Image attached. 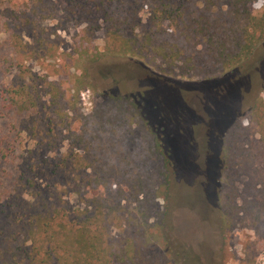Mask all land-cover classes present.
Listing matches in <instances>:
<instances>
[{
  "label": "trees",
  "instance_id": "1",
  "mask_svg": "<svg viewBox=\"0 0 264 264\" xmlns=\"http://www.w3.org/2000/svg\"><path fill=\"white\" fill-rule=\"evenodd\" d=\"M259 1L96 0L104 50L81 51L90 63L113 57L140 64L154 55L168 76H228L229 84L241 86V97L224 112L229 115L226 125L219 133L216 127L210 141L216 161L208 174L207 197L222 235L245 222L264 237V58L259 55L264 50V14L251 9ZM135 8L147 14L146 24L137 21ZM47 86L41 96L24 85L7 89L4 97L12 114L67 124V150L49 157L53 177L67 180L65 201L58 186L52 196L36 195L24 240L8 241L0 250V264H143L144 246L135 248L129 239L122 244L111 233L125 220L132 221L127 217L130 205L139 211L149 199L166 202L165 223L171 227L179 205L178 171L166 136L152 125L142 98L126 92L102 94L104 104L68 124V114H78L76 95L86 87L80 84L72 96L57 83ZM147 94L141 93L143 98ZM173 95L170 88L159 92L171 109L176 107ZM221 115L212 127L224 119ZM134 126L143 129L135 143L129 130ZM155 161L161 163L158 171L152 168ZM143 234L138 232L134 240Z\"/></svg>",
  "mask_w": 264,
  "mask_h": 264
},
{
  "label": "rangeland",
  "instance_id": "2",
  "mask_svg": "<svg viewBox=\"0 0 264 264\" xmlns=\"http://www.w3.org/2000/svg\"><path fill=\"white\" fill-rule=\"evenodd\" d=\"M93 1L0 0V250L8 241L24 240V225L36 195L52 196L58 186L65 201L67 180L53 177L49 157L64 153L68 146L67 124L49 125L47 119L40 123L28 115L12 114L4 93L26 85L41 96L49 83H57L73 96L81 84L86 88L76 95L78 114H68V124L104 104V93L133 94L145 102L152 125L166 136L175 155L179 205L171 227L165 223L166 202L149 199L139 211L135 204L128 207L132 221L115 227L112 237L122 244L129 239L135 248L144 246L143 264H264V237L245 222L222 235L207 197L208 174L216 161L210 148L212 133L226 125L229 115L224 112L240 96L241 86L229 84L228 76L214 80L168 76L154 55L140 64L113 57L85 61L82 50L103 51L105 45L102 14ZM251 9L256 15L264 14V0ZM135 10L137 21L146 24L147 14ZM259 55L264 58V50ZM168 88L174 92V109L159 96L160 90ZM148 91L143 98L141 93ZM220 113L224 119L212 127ZM129 130L134 143L143 135L141 127ZM160 165L155 161L153 170ZM23 181L30 184L25 186ZM138 232L144 234L134 240Z\"/></svg>",
  "mask_w": 264,
  "mask_h": 264
}]
</instances>
